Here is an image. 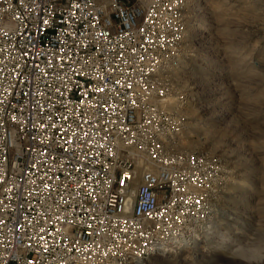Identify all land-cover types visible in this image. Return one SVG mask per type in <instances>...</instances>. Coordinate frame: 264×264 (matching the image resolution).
Masks as SVG:
<instances>
[{
  "label": "built area",
  "instance_id": "2783aa9c",
  "mask_svg": "<svg viewBox=\"0 0 264 264\" xmlns=\"http://www.w3.org/2000/svg\"><path fill=\"white\" fill-rule=\"evenodd\" d=\"M188 2L0 0V264H135L208 230L219 177L174 150Z\"/></svg>",
  "mask_w": 264,
  "mask_h": 264
},
{
  "label": "rangeland",
  "instance_id": "374dc122",
  "mask_svg": "<svg viewBox=\"0 0 264 264\" xmlns=\"http://www.w3.org/2000/svg\"><path fill=\"white\" fill-rule=\"evenodd\" d=\"M187 13L174 150L207 156L222 212L198 240L135 264H264V0H189Z\"/></svg>",
  "mask_w": 264,
  "mask_h": 264
},
{
  "label": "bare ground",
  "instance_id": "6f19581e",
  "mask_svg": "<svg viewBox=\"0 0 264 264\" xmlns=\"http://www.w3.org/2000/svg\"><path fill=\"white\" fill-rule=\"evenodd\" d=\"M185 96V95H184ZM172 103V102H171ZM173 105V104H172ZM226 170V169H225ZM222 172V171H221ZM228 171L226 170V171H224V172H222V173H227ZM218 188H220V186L218 187ZM224 191V193H229V192H226V188L223 190ZM231 192V191H230ZM234 200V199H233ZM216 201H224V202H226V204L228 205V206H230V204H232V200L231 199H229V198H226V199H221L220 197L216 200ZM211 212H215V213H219V212H222V209L218 206V205H213V208H212V211ZM213 215V214H212ZM211 220H212V216L210 217V219H209V226L208 227H210V225H211Z\"/></svg>",
  "mask_w": 264,
  "mask_h": 264
},
{
  "label": "snow or ice",
  "instance_id": "6c2138e0",
  "mask_svg": "<svg viewBox=\"0 0 264 264\" xmlns=\"http://www.w3.org/2000/svg\"><path fill=\"white\" fill-rule=\"evenodd\" d=\"M42 23L46 24V23H48V21H42Z\"/></svg>",
  "mask_w": 264,
  "mask_h": 264
}]
</instances>
